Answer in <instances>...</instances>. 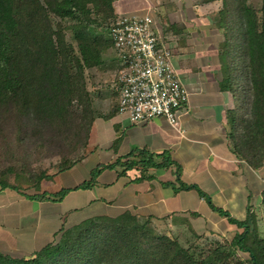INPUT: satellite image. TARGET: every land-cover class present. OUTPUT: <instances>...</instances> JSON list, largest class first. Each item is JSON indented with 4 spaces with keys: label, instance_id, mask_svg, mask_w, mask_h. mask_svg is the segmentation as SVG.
Here are the masks:
<instances>
[{
    "label": "trees",
    "instance_id": "1",
    "mask_svg": "<svg viewBox=\"0 0 264 264\" xmlns=\"http://www.w3.org/2000/svg\"><path fill=\"white\" fill-rule=\"evenodd\" d=\"M220 1L217 25L225 30L220 59L226 74L220 84L237 101L229 113L230 136L237 155L259 168L264 163V0L259 9L250 0ZM115 2L0 0V149L5 153L17 156L29 139L38 149L59 156L56 167L60 171L84 159L97 115L88 78L93 69L107 68L106 54L112 49L108 29L117 16ZM25 162L0 167L2 189L23 191L22 184L40 188L44 179L52 177L49 169L35 172ZM119 162L124 171L140 167L134 181L149 179L150 168L174 165L176 174L181 173L169 152L139 149ZM178 183L180 188H196L203 194L197 185L179 178ZM68 190L29 197L58 200ZM262 197L264 207V191ZM212 207L243 230L230 241L203 246L196 240L184 246L178 238L154 228L150 219L141 220L125 210L115 216L90 217L72 228L73 236L64 242L56 237L28 256L0 251V264H247L245 253L251 264H264V236L256 213L249 209L241 220L221 207Z\"/></svg>",
    "mask_w": 264,
    "mask_h": 264
},
{
    "label": "crops",
    "instance_id": "2",
    "mask_svg": "<svg viewBox=\"0 0 264 264\" xmlns=\"http://www.w3.org/2000/svg\"><path fill=\"white\" fill-rule=\"evenodd\" d=\"M156 1L117 0L115 8L122 15L150 14L157 18L159 5ZM165 7L174 10V1ZM178 19L181 22L188 20L184 15L177 16L176 21ZM161 25L173 39L174 66L189 92L188 109L183 110L179 118L182 133L162 117L134 123L126 113L118 112L115 91L110 98L100 95L99 100L94 101L97 115L91 127L87 152L77 164H83L96 150L105 151L109 160L96 164L99 172L92 180H84L88 182L87 186L81 187L83 182L74 183L60 200L31 198L32 193L0 187L1 252L11 255L15 251L22 255L34 252L51 241L60 229L82 221L73 218L67 225L63 218L92 204L103 210L85 218L115 216L130 210L141 220L168 222L170 229L172 225L181 227L190 223L197 232L227 238H232L241 229L216 211L212 204L241 220L246 218L249 209L254 212L258 207L264 208V163L254 168L241 159L230 136L229 113L237 101L232 92L220 84L226 76L220 59L222 50L213 46L214 42L210 43L208 38L204 41V33L200 31H177L169 29L167 23L161 22ZM139 149L169 152L181 166L180 175L176 174L173 165L150 168L147 171L151 175L149 179L134 181L140 175V167L124 171L119 160ZM178 178L183 183L197 185L203 194L196 188H180ZM72 193L82 197L85 205L76 204L69 212L58 211L50 216L53 220L44 215L43 208L55 207ZM5 195L7 198L1 199ZM15 205L18 206L13 208Z\"/></svg>",
    "mask_w": 264,
    "mask_h": 264
},
{
    "label": "rangeland",
    "instance_id": "3",
    "mask_svg": "<svg viewBox=\"0 0 264 264\" xmlns=\"http://www.w3.org/2000/svg\"><path fill=\"white\" fill-rule=\"evenodd\" d=\"M117 1V0H116ZM174 1L175 9L172 10L166 9L167 3L171 2V0H157L156 3H158V20L162 22V24H168L169 29L171 30H177L180 31L182 29H188L193 31H200L203 34L202 38L207 40L210 43H213V46L218 47V50H222V53L224 51V45L222 41L224 40V28L219 27L217 25L219 14L218 10L221 8V1L216 0L212 2H204L203 0H172ZM116 3V2H115ZM251 5H253L254 8L259 9L261 7V0H250ZM161 6V9L159 10ZM178 10V13H177ZM176 11V13H175ZM183 13V14H182ZM182 16L186 19H188L186 22H181L179 19L176 21L177 16ZM190 16H193L192 18ZM164 22V23H163ZM97 31H103L102 29H98ZM204 45L205 42H204ZM176 51L174 47V52ZM113 52L111 49L106 54V57L108 58L107 68L105 71H99L96 69H93V71L90 73V77L88 78L89 86L92 90V95L94 99H98V97L105 96L107 98H110L111 93L114 91L113 81L112 77L114 74V61L112 60ZM226 64V65H225ZM224 65L226 68H228V64L225 63ZM99 100V99H98ZM10 136L12 140L15 141L16 136L15 133H10ZM2 140L1 134H0V141ZM1 143V142H0ZM17 153V156H11L9 153H5L2 149H0V167H4L7 165H19L23 161H26L25 164L29 168L34 169L35 172H38L40 169H49V174L52 175L49 179H44L41 182L40 188H29L26 186V184H22L23 191H26L28 193L32 194H40L43 191L48 192L49 194H56L60 193L62 189H69L70 186H72L76 182H84L86 178L89 180H92V178L96 177V164L101 162H106L109 159V155L105 151H92L89 157L83 162V164H75L72 167L66 168L62 171H60L56 167V163L59 161V156L55 155L53 153H49L47 150L38 149L35 144L32 142V140L27 139L24 142V145L19 148ZM23 158V159H22ZM61 179L62 184L59 183V179ZM14 175H11L9 177V181L11 183L14 182ZM62 187H61V186ZM26 186V187H25ZM61 188V189H60ZM69 191V190H68ZM7 196H2L1 199L5 200ZM60 200V199H58ZM83 201L85 203V200L82 199V197H75L72 194L62 203L56 204L54 206H48L46 208H43L42 211L44 215L48 216V218H51V215H55L58 211H68L72 210L76 204H83ZM85 205V204H83ZM18 205L13 206V208L17 207ZM103 208L99 205H90V206H82L78 212H74L72 214H69L65 219L66 224H70L71 220L73 218L76 219H82L81 222L72 225L70 227H64L62 228V231H58L57 235H55L54 238H58L60 242H64L65 238L68 236H73L74 230H71L78 224L82 223L86 219L87 216H91L92 214H97L98 212H102ZM258 217V224H259V232L262 236H264V208L258 207L257 210L254 211ZM97 216V215H95ZM93 217V216H92ZM85 218V219H83ZM53 220V217L51 218ZM151 225L156 228L160 232H166L167 234L174 236L179 239V241L184 245L187 246L191 242L199 240L201 244L204 246L208 243H212L214 241H220L224 240L230 241V237L227 238L225 236H218L213 234H207L205 232L200 233L197 232L192 228V225L190 223L184 225V226H170L169 228L168 222H151ZM241 231L243 230L240 228ZM43 238V237H42ZM53 238V239H54ZM41 239V238H40ZM52 239V240H53ZM51 240V241H52ZM41 248V247H40ZM31 254V253H30ZM28 254V255H30ZM28 255H22V253H18L17 251L14 252V257H21V256H28ZM244 260L247 264H251L250 258L247 256V254H242Z\"/></svg>",
    "mask_w": 264,
    "mask_h": 264
},
{
    "label": "built area",
    "instance_id": "4",
    "mask_svg": "<svg viewBox=\"0 0 264 264\" xmlns=\"http://www.w3.org/2000/svg\"><path fill=\"white\" fill-rule=\"evenodd\" d=\"M108 31L118 112L134 123L162 117L182 133L179 118L188 109L189 92L174 66L173 39L161 22L150 14L117 13Z\"/></svg>",
    "mask_w": 264,
    "mask_h": 264
}]
</instances>
